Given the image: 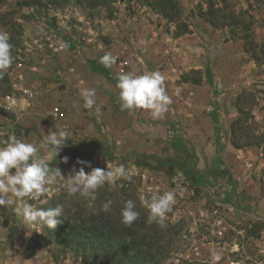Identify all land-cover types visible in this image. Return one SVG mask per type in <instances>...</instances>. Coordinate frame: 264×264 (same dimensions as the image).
<instances>
[{
    "label": "rangeland",
    "instance_id": "1",
    "mask_svg": "<svg viewBox=\"0 0 264 264\" xmlns=\"http://www.w3.org/2000/svg\"><path fill=\"white\" fill-rule=\"evenodd\" d=\"M179 3L190 33L173 37L171 27L166 31L165 20L139 0H37L32 5L27 0H0V30L10 34L14 57L8 72L0 79V98L13 94L18 102L23 97L21 89L26 87L34 97L29 80L35 76L53 81L52 91L73 96L71 88L78 82L74 65L80 61L90 69L82 61L89 49L102 55L114 49L117 60L106 77L115 87L119 61L125 63V71L137 74L169 67L175 76L171 89L179 88L185 97L182 109L188 113L182 111L181 121L173 114L172 122L149 118L145 122L138 113L121 111L119 100L115 101L119 92L116 87L117 94H109L115 105L113 115L95 113L90 129L68 138L57 157L48 160L52 161L49 166L59 168L67 177L77 158L91 162V168H85L86 173L92 168L107 170L122 164L132 179L108 183L110 191L126 188L140 198L150 199L153 193L174 190L175 204L163 224L175 225L176 234L172 232L167 237L170 251L161 264H264V141L255 145V138L264 133V73L244 52L243 41L232 38L228 27L212 28L198 15L206 7L203 0H179ZM227 3V12L248 10L255 17V40L261 42L264 0H227ZM60 40L68 43L67 50L59 49ZM96 59L94 62L104 70L100 58ZM158 59L160 64L153 68V60ZM207 71L210 83L206 81ZM240 95L241 104L237 106L235 102ZM211 104L212 111L217 113L218 145L213 128L211 134L194 130L197 120L192 122L190 116L193 113L194 119L199 118V124L210 119ZM238 108L244 113L240 125L251 133L248 138L244 131L238 130L232 137V125L240 117ZM15 109L16 105L8 111L0 110V146L13 134L39 146L43 134L50 130L42 131L43 134L34 131L31 118L22 124ZM168 124L195 152L200 173L209 179L207 168L219 157L220 170L226 171L231 181L220 179L216 183L213 179L210 185L200 187L177 169H150L120 160L135 154L189 163L191 159L168 144L167 135L171 133ZM51 131L58 129L54 127ZM98 144L106 145L117 158L110 161L99 156ZM41 155L46 153L42 150ZM65 156L69 157L67 163L62 162ZM56 198L79 199L81 203L83 199L88 206L92 204L79 194L68 193L63 180L39 200L27 202L41 207ZM16 203L19 205L21 201ZM52 249L41 227L23 225L13 207L0 206V264H79L70 254L62 256L54 252V259ZM213 253L220 255L219 261L213 259Z\"/></svg>",
    "mask_w": 264,
    "mask_h": 264
},
{
    "label": "trees",
    "instance_id": "2",
    "mask_svg": "<svg viewBox=\"0 0 264 264\" xmlns=\"http://www.w3.org/2000/svg\"><path fill=\"white\" fill-rule=\"evenodd\" d=\"M37 0H27L32 5ZM154 14L165 20L166 31L172 28V36L179 37L190 33L189 24L183 17V8L179 0H139ZM205 9H200L198 15L202 17L212 28L228 27L232 38H239L243 41L244 52L255 62L256 68L263 74L264 70V39L261 42L255 40L254 24L257 22L248 10L227 12V0H203ZM250 2L251 0H247ZM251 9V5L249 7ZM264 23V19L261 20ZM91 67L95 72H101L105 76L107 72L100 67ZM206 81L210 83L211 77L209 71L206 74ZM242 95L238 96L235 104H241ZM240 117H237L233 123L232 137L236 136V130L244 131L247 138L248 128L241 126L242 113L238 108ZM211 119L216 122L215 134L219 137V127L216 119V112L211 114ZM171 133L167 135L168 144L177 152L182 153L188 159L189 163L176 162L173 158H157L152 155L138 156L129 154L120 158L133 163L137 166H144L153 169L167 167L168 169H177L192 183L200 187L211 184V180L217 183L220 179L231 181V176L226 171H221V159L215 157L211 167L207 168L206 174L212 179L206 178L196 168V154L185 141H183L173 130V126L168 124ZM238 127V128H236ZM255 145L259 146L264 141L262 137L255 138ZM98 144V154L104 159L114 160L117 157L105 145ZM193 159V161H192ZM153 162V163H151ZM52 163H49L51 165ZM223 172V174L221 173ZM109 184L106 183L98 189L96 200L88 206L87 200L82 199H52L48 204L41 207H54L57 204L63 205L64 216L61 217V223L55 229L42 228V233L52 244V256L56 259V253L63 255L70 254L74 262L79 264H161L167 258L170 251V243L167 242L172 232L176 234L175 225L168 223L148 222V209L145 208L140 197L131 190L121 188L110 191ZM133 199L136 202V210L140 213L138 219L131 225H125L121 222L120 209L124 201ZM112 200L113 203L109 211H104L102 205L104 202ZM89 203V202H88ZM6 226V222L2 223ZM55 248V249H54ZM56 252V253H54Z\"/></svg>",
    "mask_w": 264,
    "mask_h": 264
},
{
    "label": "clouds",
    "instance_id": "3",
    "mask_svg": "<svg viewBox=\"0 0 264 264\" xmlns=\"http://www.w3.org/2000/svg\"><path fill=\"white\" fill-rule=\"evenodd\" d=\"M10 34L0 30V79L8 72L14 62L12 56L13 45L9 42ZM60 50L69 47L66 41L58 42ZM117 57L105 53L100 62L105 67H111L116 63ZM118 100L121 111L148 110L153 120L160 119L172 103V98L165 88V76L160 71L137 74L136 72H122L117 76ZM80 96L85 109H93L96 105L95 89L82 88ZM99 116L100 108H95ZM42 132V131H41ZM43 134V132H42ZM72 137L70 131L65 128L43 134L39 146L10 135L0 146V206L13 207L14 213L21 223L27 226H39L41 228L55 229L64 216L63 205L54 207H37L27 202L39 200L50 192L53 186L63 180L66 191L70 194H79L85 199L96 200L98 189L106 183H115L117 180L130 181L132 176L124 165L107 168H92L85 172V168H91V162L76 159L65 177L59 168L49 166L48 160L56 158L59 152L66 146V140ZM46 155L42 156L41 151ZM69 157L62 158L67 163ZM76 165H81L77 168ZM176 193L174 190L163 193H153L149 198L141 197L142 205L148 209V222L163 223L166 215L172 211L175 204ZM27 198V199H25ZM21 203L17 205L16 201ZM47 203V201H43ZM113 201L103 203L104 211H109ZM140 213L136 210V202L133 199L124 201L120 209L121 222L131 225ZM218 253H213L215 261L220 260Z\"/></svg>",
    "mask_w": 264,
    "mask_h": 264
},
{
    "label": "crops",
    "instance_id": "4",
    "mask_svg": "<svg viewBox=\"0 0 264 264\" xmlns=\"http://www.w3.org/2000/svg\"><path fill=\"white\" fill-rule=\"evenodd\" d=\"M178 42H181V38H178ZM104 53H110L111 55L116 56L114 49L106 51ZM84 55L85 56L83 57L82 61L88 63L89 64L88 67H90V69L82 65V62L80 61L79 64L81 65L75 63L74 70L78 75V82L73 83L74 86L70 83V85L73 86L71 88L72 91L74 92L72 94L73 96H68L62 92L57 93L52 91V88L54 86L53 81L47 82L44 81L43 79L37 78L36 76L34 77V80L32 79L29 80L30 87H34L35 96L32 99L24 96L20 97L19 98L20 100L16 103L17 109H15L14 111V113L20 115L17 116L20 122H22V124L24 123L27 124L28 122L27 118H31L34 122L33 125L35 129L34 131L36 132L45 131L48 133V129L51 132L52 128L54 127L55 130L57 129L61 130L67 128L70 131V133H72V135L80 136L82 134L81 132L84 131V129L86 130L90 129L92 124L91 118H94L95 116L94 114L96 113L95 111L96 107L100 108V113H103V115L106 116L113 115L112 110L115 108V105L110 101L109 94L116 95L117 88L114 86V84L107 82V77L103 73L95 72L90 64L91 62L94 64V66L99 67L97 62L94 61L96 58L99 60V58H101L104 54L102 55L100 51L96 53L95 51H91L89 49V51H87V53H84ZM159 59L158 61L153 60L151 65L153 66V68H156L160 64ZM91 69L94 72L91 71ZM109 69L111 70V67L104 66V70L106 72H110ZM170 70L171 69H169V67L164 68L163 70H160V68L157 67V70H155V71H160L165 76V88L168 95L172 98V103L168 107L167 112L160 119L155 121L160 122V120H162V122L164 121L172 122L174 119L173 114H176L177 118H179L181 121L184 113L185 114L188 113L187 111H183L182 109L184 108L182 102L185 97H183L180 94L179 90H177L179 88H175V90L171 89V85H172L171 83L173 82V80H175L174 78L175 76L171 75ZM115 72H117V68L115 69ZM82 88L95 89L97 103L93 107V109H85L83 107V100L80 96V90ZM115 101H118V99ZM212 105L213 104H211L210 107L211 111H209L210 119H211V114L214 112L212 111L213 110ZM132 112H135L136 114L138 113V115L145 122H147L149 119L153 120L148 110H135ZM120 114H118L117 116H119L120 120H122L123 116ZM88 116L90 117L89 119ZM190 116H192L193 119V120L191 119L192 122L194 120H197V122L195 123H197L198 126L197 125L196 127L194 126V130H197L202 134H211L213 128V131L215 132L216 122H213L212 119L210 120L208 118V120H201L202 123L199 124V118L194 119L193 113H191ZM216 119H217V113H216ZM211 122H213V126L211 125ZM219 139L220 138L216 137L215 143H217V145H218V141H220ZM51 162L52 161H48V163Z\"/></svg>",
    "mask_w": 264,
    "mask_h": 264
},
{
    "label": "built area",
    "instance_id": "5",
    "mask_svg": "<svg viewBox=\"0 0 264 264\" xmlns=\"http://www.w3.org/2000/svg\"><path fill=\"white\" fill-rule=\"evenodd\" d=\"M122 61H119L117 64V75H119L122 72H127L125 71V67ZM21 93L23 94L24 97L27 98H33V92L28 89V88H23L21 89ZM17 103V100L14 98L13 94H7L0 98V110L3 111H8L11 110Z\"/></svg>",
    "mask_w": 264,
    "mask_h": 264
}]
</instances>
